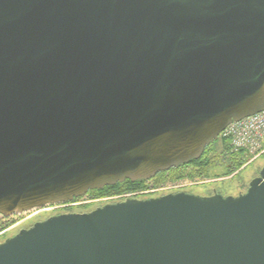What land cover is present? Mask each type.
Instances as JSON below:
<instances>
[{
  "label": "water",
  "instance_id": "obj_1",
  "mask_svg": "<svg viewBox=\"0 0 264 264\" xmlns=\"http://www.w3.org/2000/svg\"><path fill=\"white\" fill-rule=\"evenodd\" d=\"M264 110V0H0V215L199 160ZM0 264H264V167L236 197L35 223Z\"/></svg>",
  "mask_w": 264,
  "mask_h": 264
},
{
  "label": "rangeland",
  "instance_id": "obj_2",
  "mask_svg": "<svg viewBox=\"0 0 264 264\" xmlns=\"http://www.w3.org/2000/svg\"><path fill=\"white\" fill-rule=\"evenodd\" d=\"M224 142L225 141L218 139L211 145L206 154V159H209L213 162L212 168L208 173L209 177H220L211 179L214 181L209 184H205L203 186L200 185L196 188H193L192 190H190V194L206 197L211 196L215 192L222 197H236L239 194L245 193L248 189L249 183L253 179L259 177V173L264 167V154L254 161L242 166L231 176L222 177L228 169L223 158L225 154L223 145ZM164 177L165 180L162 179L163 181L157 186L176 181L169 179L168 175H165ZM184 177L189 176L185 174ZM193 178L201 177L197 176ZM146 186V189L157 187L153 184L152 181L148 182ZM161 194L162 192H152L142 196L157 195V197H160ZM122 200L123 199L119 198L118 196L109 198L100 197L95 199L86 194L83 197L77 198L76 200L65 204L47 205L40 209H34L29 212L15 214L10 217H3L0 215V243L4 242L8 238L15 236L20 229H26L34 223L44 221L50 217L62 214L89 213L107 204L121 202Z\"/></svg>",
  "mask_w": 264,
  "mask_h": 264
},
{
  "label": "built area",
  "instance_id": "obj_3",
  "mask_svg": "<svg viewBox=\"0 0 264 264\" xmlns=\"http://www.w3.org/2000/svg\"><path fill=\"white\" fill-rule=\"evenodd\" d=\"M219 139L228 143L232 154L244 152L250 159V163L264 154V110L237 122H232L219 134ZM214 180L184 177L152 189L128 192L118 197L129 199L152 192H162L163 195L190 191L198 186L209 184Z\"/></svg>",
  "mask_w": 264,
  "mask_h": 264
},
{
  "label": "trees",
  "instance_id": "obj_4",
  "mask_svg": "<svg viewBox=\"0 0 264 264\" xmlns=\"http://www.w3.org/2000/svg\"><path fill=\"white\" fill-rule=\"evenodd\" d=\"M211 145H209L205 149L202 157L199 160L193 161L189 163L188 165H184L178 168H173V169H170L169 171L159 173L150 181H152L153 184L157 186L159 183L163 181L162 179L165 180V177H164L165 175H168L169 179L171 180H178V179L183 178L185 174H187V176H189L190 178L197 177V176L204 177L207 179L219 178L220 176L212 178V177H209L208 175L209 171L212 168L213 162L209 159H206V154L208 150L210 149ZM223 145H224V151H225L223 158L225 160V163L228 169L226 170V172L224 173L222 177H227V176H231L233 173H235V171L240 169L242 166L246 165L250 158L244 152L232 154L229 151L228 143L224 142ZM146 185L147 183L145 184L144 181L132 183L126 180L116 185L107 186L99 190L89 191L87 195L95 199L100 198V197H108V198L115 197V196H119V195H122L128 192L146 189L147 188Z\"/></svg>",
  "mask_w": 264,
  "mask_h": 264
},
{
  "label": "flooded vegetation",
  "instance_id": "obj_5",
  "mask_svg": "<svg viewBox=\"0 0 264 264\" xmlns=\"http://www.w3.org/2000/svg\"><path fill=\"white\" fill-rule=\"evenodd\" d=\"M150 180H148V181H144L145 182V184L146 183H148ZM184 193H188V194H190V191H185ZM159 196V195H158ZM161 196V195H160ZM150 198H157V195H151V196H137V197H132V198H129V199H137V200H147V199H150ZM125 200V199H124ZM123 201V200H122ZM121 201V202H122ZM40 222H42V221H40ZM37 223V222H36ZM35 224V223H34ZM33 224V225H34ZM33 225H31L30 227H28V228H26V229H29V228H31ZM21 230H23V229H20L19 231H21ZM18 231V232H19Z\"/></svg>",
  "mask_w": 264,
  "mask_h": 264
}]
</instances>
